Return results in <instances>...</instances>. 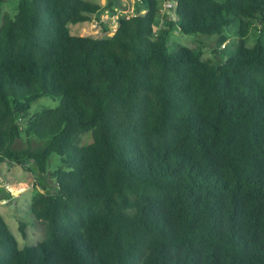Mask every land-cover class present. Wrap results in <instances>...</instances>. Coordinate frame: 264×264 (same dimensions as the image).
<instances>
[{
    "label": "trees",
    "instance_id": "16d2710c",
    "mask_svg": "<svg viewBox=\"0 0 264 264\" xmlns=\"http://www.w3.org/2000/svg\"><path fill=\"white\" fill-rule=\"evenodd\" d=\"M137 1L102 37L70 33L103 10L87 0H19L3 17L0 163L37 174L44 237L19 248L0 215V264H264V0H173L162 17ZM232 24L221 61L168 52L172 30L224 48ZM43 96L59 104L30 116ZM21 133L44 143L15 149Z\"/></svg>",
    "mask_w": 264,
    "mask_h": 264
},
{
    "label": "rangeland",
    "instance_id": "374dc122",
    "mask_svg": "<svg viewBox=\"0 0 264 264\" xmlns=\"http://www.w3.org/2000/svg\"><path fill=\"white\" fill-rule=\"evenodd\" d=\"M96 4H100L101 0H87ZM106 1V7L111 3L113 5L115 0ZM120 2H129V0H119ZM132 3V2H131ZM163 0H158L159 6L163 4ZM127 4V3H126ZM19 0H1L0 1V26L3 22V17L6 15L9 18H13L17 13ZM124 8L127 5H123ZM163 7H161L162 9ZM135 9L131 11L122 12V15H132L135 13ZM165 10V8H163ZM120 16V15H119ZM118 16V17H119ZM110 19V18H109ZM105 19L100 21L99 18H92L87 22H81L76 24H69L70 33L73 35L93 37L110 36L113 33L114 22ZM107 26V31H104L103 27ZM258 28L251 27L248 35L245 37V44L251 47L254 44V37L258 34ZM222 35L226 37L224 48H220V45L216 43L217 35H202V34H184L178 30H172L167 37L168 52L175 51L178 46L182 45L189 48L199 46L202 51V58L209 59L211 61H221L224 59L223 53L220 55L214 53L215 51H224L229 53L233 51L238 43V36L236 35V25L232 24L230 27L223 30ZM264 39V37H263ZM59 98H51L43 96L33 101L30 105L29 115H33L44 107L54 108L59 104ZM83 137V142L91 141L90 133H86ZM44 141L39 140L33 136H27L21 133L20 136L14 141L13 148H30L35 149L41 146ZM60 164V158L56 154H52L47 162L46 175L41 177L40 182L45 186V189H54V183L48 179L49 172H53ZM37 174L34 171H28L21 165L10 162L0 163V215L8 225L9 230L17 240L18 247L23 248L29 245H35L37 242L43 239L44 231L42 225L33 224L37 223V220L31 215L29 207L31 197L33 195L32 182L36 184L35 179ZM36 186V185H35ZM20 187L24 189L16 193V190ZM42 192L44 190H41ZM12 201L15 208H11L8 203ZM19 221L26 224V236L23 238L18 230Z\"/></svg>",
    "mask_w": 264,
    "mask_h": 264
},
{
    "label": "crops",
    "instance_id": "0c3cea01",
    "mask_svg": "<svg viewBox=\"0 0 264 264\" xmlns=\"http://www.w3.org/2000/svg\"><path fill=\"white\" fill-rule=\"evenodd\" d=\"M100 5L103 7V10L100 12V14L98 16L99 20L105 21V19L110 18L109 21H112V22H114V24H117L118 16L119 15L121 16L122 12L131 11L133 9H136L137 6H140V3L137 0H129V2H125V3L120 2L119 0H115L113 5L111 6V8H109V7H106V1L101 0ZM123 5H125V6L127 5V7L124 8ZM161 7H163V4L160 6V13H159L160 17H162L164 14H167V12H165L163 10V8L161 9ZM142 12H143V10H142ZM93 17L97 18L96 16H93ZM115 29H116V25H114L113 33H114ZM31 186L33 189V194H34L35 190H37L38 188L34 185V181L32 182ZM23 189H24V187H20V189L18 188L16 190V193L21 192ZM8 203H11L10 204L11 208H15L16 204H13L12 201L9 202V200H8Z\"/></svg>",
    "mask_w": 264,
    "mask_h": 264
},
{
    "label": "built area",
    "instance_id": "2783aa9c",
    "mask_svg": "<svg viewBox=\"0 0 264 264\" xmlns=\"http://www.w3.org/2000/svg\"><path fill=\"white\" fill-rule=\"evenodd\" d=\"M175 6V1L173 0H166L163 3V8H165V12L170 13L171 11H173Z\"/></svg>",
    "mask_w": 264,
    "mask_h": 264
}]
</instances>
